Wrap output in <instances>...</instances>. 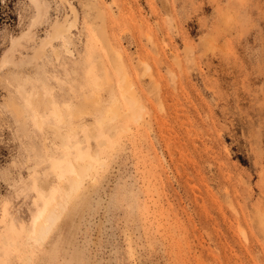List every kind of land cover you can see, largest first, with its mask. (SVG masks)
I'll list each match as a JSON object with an SVG mask.
<instances>
[{"label": "rangeland", "instance_id": "374dc122", "mask_svg": "<svg viewBox=\"0 0 264 264\" xmlns=\"http://www.w3.org/2000/svg\"><path fill=\"white\" fill-rule=\"evenodd\" d=\"M0 264H264V0H0Z\"/></svg>", "mask_w": 264, "mask_h": 264}, {"label": "bare ground", "instance_id": "6f19581e", "mask_svg": "<svg viewBox=\"0 0 264 264\" xmlns=\"http://www.w3.org/2000/svg\"><path fill=\"white\" fill-rule=\"evenodd\" d=\"M127 94H130V93H127ZM133 96V95H132ZM132 98V97H131ZM130 99V98H129ZM111 109V108H110ZM101 112V111H100ZM104 114V113H103ZM103 116V115H102ZM115 117V113L112 112V111H109L105 116L104 118L108 121H111L113 120ZM103 118V119H104ZM106 122V121H105ZM55 130V129H54ZM56 131V130H55ZM83 168V167H82ZM82 175V174H81ZM79 177V176H78ZM71 182V181H70ZM74 182V181H73ZM71 190L74 191L77 187H78V184L77 183H73L72 186H70ZM71 192V191H70ZM67 196V200H68V195L66 194ZM65 201V200H64ZM64 201H62L64 203ZM56 204V203H55ZM67 204V203H66ZM63 207H66L64 204L62 203H58L57 202V205L53 208H51L48 213L42 217L41 221H39L36 225V231H37V236H38V239H42L43 237H45V235L48 233V230L50 228V226L55 222L57 221V219L59 220V213L61 212L62 209H64ZM49 209V208H48ZM61 216V215H60ZM55 226V225H54ZM51 233V232H50ZM36 238V236H35ZM37 240V239H36Z\"/></svg>", "mask_w": 264, "mask_h": 264}]
</instances>
